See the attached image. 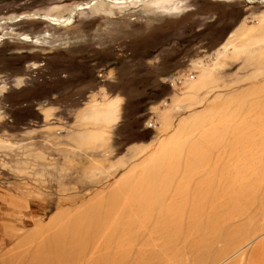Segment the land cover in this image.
I'll use <instances>...</instances> for the list:
<instances>
[{
  "label": "rangeland",
  "instance_id": "1",
  "mask_svg": "<svg viewBox=\"0 0 264 264\" xmlns=\"http://www.w3.org/2000/svg\"><path fill=\"white\" fill-rule=\"evenodd\" d=\"M258 1L0 0V264H264Z\"/></svg>",
  "mask_w": 264,
  "mask_h": 264
},
{
  "label": "bare ground",
  "instance_id": "2",
  "mask_svg": "<svg viewBox=\"0 0 264 264\" xmlns=\"http://www.w3.org/2000/svg\"><path fill=\"white\" fill-rule=\"evenodd\" d=\"M99 1V0H98ZM258 2H260V3H264V1L262 2V1H258ZM75 16V12H72V13H70L69 15H68V17L64 20V21H61V24H65V25H67V24H69V23H71V20L73 19V17ZM25 18V17H24ZM23 18V19H24ZM41 19H44V20H46V21H48L49 23H50V21L52 22V23H55V24H60L59 23V21H56V20H54V19H50V21L49 20H47V18L46 17H44V18H41ZM9 20V19H8ZM13 20V19H12ZM21 20V19H20ZM20 20H18V21H20ZM1 24H5V23H12V21L11 22H7V20H4L3 22H0ZM114 112V111H113ZM112 114V113H111ZM103 220V219H102ZM103 223V222H102ZM71 237V236H70ZM126 246V245H125ZM77 252V251H76ZM81 253V252H80ZM66 255V254H65ZM79 255V254H78ZM70 256V255H69ZM67 257H68V255H67ZM92 257V256H91ZM96 259V258H95ZM77 260V259H76ZM54 261V260H53ZM68 263V262H67ZM54 264V263H53ZM74 264V263H73Z\"/></svg>",
  "mask_w": 264,
  "mask_h": 264
},
{
  "label": "water",
  "instance_id": "3",
  "mask_svg": "<svg viewBox=\"0 0 264 264\" xmlns=\"http://www.w3.org/2000/svg\"><path fill=\"white\" fill-rule=\"evenodd\" d=\"M258 3H260V2H258ZM21 19V18H20Z\"/></svg>",
  "mask_w": 264,
  "mask_h": 264
}]
</instances>
